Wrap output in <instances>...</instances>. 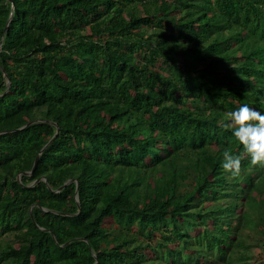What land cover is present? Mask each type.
<instances>
[{
    "label": "trees",
    "instance_id": "1",
    "mask_svg": "<svg viewBox=\"0 0 264 264\" xmlns=\"http://www.w3.org/2000/svg\"><path fill=\"white\" fill-rule=\"evenodd\" d=\"M243 104L264 0H0V264H250L264 168L221 167Z\"/></svg>",
    "mask_w": 264,
    "mask_h": 264
},
{
    "label": "clouds",
    "instance_id": "2",
    "mask_svg": "<svg viewBox=\"0 0 264 264\" xmlns=\"http://www.w3.org/2000/svg\"><path fill=\"white\" fill-rule=\"evenodd\" d=\"M221 127L231 130L243 149L237 153L231 149L224 151L221 167L226 173L231 177L239 176L245 157H250L253 166L264 168V113L243 104L226 114Z\"/></svg>",
    "mask_w": 264,
    "mask_h": 264
},
{
    "label": "rangeland",
    "instance_id": "3",
    "mask_svg": "<svg viewBox=\"0 0 264 264\" xmlns=\"http://www.w3.org/2000/svg\"><path fill=\"white\" fill-rule=\"evenodd\" d=\"M245 241L250 245L249 255H251L250 259H247L250 264H264V236L262 234H258L255 227L246 229Z\"/></svg>",
    "mask_w": 264,
    "mask_h": 264
},
{
    "label": "water",
    "instance_id": "4",
    "mask_svg": "<svg viewBox=\"0 0 264 264\" xmlns=\"http://www.w3.org/2000/svg\"><path fill=\"white\" fill-rule=\"evenodd\" d=\"M8 22H9V20H8L7 23H6L5 29L7 28ZM8 83H9V80L7 79V84H8ZM54 136H55V135L52 136V138L50 139V141L54 138ZM50 141H49V142H50ZM36 160H37V157H36L35 160H34V164H35ZM33 166H34V165H33ZM28 173H30V172H28ZM71 180H72V179H69V180L65 181V182L63 183L62 186H64L65 184H67V183L70 182ZM76 200H77V197H76Z\"/></svg>",
    "mask_w": 264,
    "mask_h": 264
}]
</instances>
